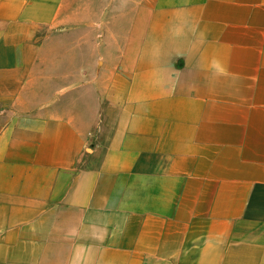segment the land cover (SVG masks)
I'll use <instances>...</instances> for the list:
<instances>
[{"label":"crops","instance_id":"crops-1","mask_svg":"<svg viewBox=\"0 0 264 264\" xmlns=\"http://www.w3.org/2000/svg\"><path fill=\"white\" fill-rule=\"evenodd\" d=\"M0 264H264V0H0Z\"/></svg>","mask_w":264,"mask_h":264}]
</instances>
